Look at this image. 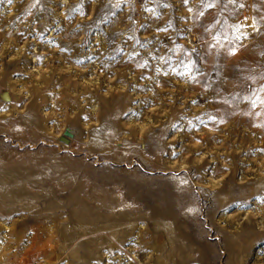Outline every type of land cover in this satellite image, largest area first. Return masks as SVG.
Wrapping results in <instances>:
<instances>
[{
    "label": "rangeland",
    "instance_id": "1",
    "mask_svg": "<svg viewBox=\"0 0 264 264\" xmlns=\"http://www.w3.org/2000/svg\"><path fill=\"white\" fill-rule=\"evenodd\" d=\"M116 3L0 0V264H264V0Z\"/></svg>",
    "mask_w": 264,
    "mask_h": 264
},
{
    "label": "snow or ice",
    "instance_id": "2",
    "mask_svg": "<svg viewBox=\"0 0 264 264\" xmlns=\"http://www.w3.org/2000/svg\"><path fill=\"white\" fill-rule=\"evenodd\" d=\"M125 2H126V0H117V3L114 5V7H119L121 4H123ZM183 2H184L185 5L189 4V0H183ZM220 2H221V0H200L201 5L203 6V10L198 12V16L199 17L205 16V12L207 10L215 8L217 6V4H219ZM7 3L8 4H12L13 0H7ZM36 3H39V0H36ZM228 4H231L233 6L239 7L241 9L245 7L244 4L238 3V0H227V4H224V8L225 9L227 8ZM145 10L149 11V12L153 11L152 9H148V8H146ZM188 11L192 12L193 10L191 8H188ZM84 14H87V13H84ZM245 19H247V18H245ZM219 24H220V20H216L215 21V25H219ZM215 25H213L212 27H215ZM233 27H234V30L236 32H239V35H234L233 36V38H232L233 41H241L242 38L243 39L247 38V33L240 31L241 28L244 27L243 25L237 24V25H234ZM252 27H255V21L253 22ZM205 30L206 31H211V28H206ZM256 30L259 31V29H256ZM160 31H166V30L161 28ZM213 38L216 40V43L210 45V48L211 49H216L217 50V54H219V49H222L224 47V45H223V43H221L219 34L218 35H214ZM128 39L132 40V39H134V37L129 36ZM138 42L139 41H137V43ZM229 43H231V41H229ZM141 46H143V45H141ZM217 46H219V48ZM241 47H243L242 44H237L234 47H230L228 49V54L232 55V56L237 55L238 49L241 48ZM118 51H122V50L118 49ZM169 51H173V50L170 49ZM195 51H196L195 48L191 49L190 53H189V58L186 61L181 60L179 62L181 64V66H182V71L179 73V75L182 76V77H186L188 79H191V80H195L196 79V76L194 75V71H199V69H197L195 67L192 59L190 58L191 54L195 53ZM136 55H139V53H136ZM152 58L156 59V57H154V56ZM159 60H160L161 64H169V62L171 60V57L166 56V55H162L161 57H159ZM147 64H148V61L145 60L142 64L139 65V67L140 68H144V67L147 66ZM157 71L159 72V69H157ZM169 71L175 73L176 69L174 67H170ZM260 91H264V84H262L259 89L253 90L252 96H246V97H243V99L246 100V101H249L253 106H255L256 105V99H259V96H258L257 93L260 92ZM253 96H255L256 99H253Z\"/></svg>",
    "mask_w": 264,
    "mask_h": 264
},
{
    "label": "water",
    "instance_id": "3",
    "mask_svg": "<svg viewBox=\"0 0 264 264\" xmlns=\"http://www.w3.org/2000/svg\"><path fill=\"white\" fill-rule=\"evenodd\" d=\"M61 142H62V143H67V140L64 139V138H61Z\"/></svg>",
    "mask_w": 264,
    "mask_h": 264
}]
</instances>
